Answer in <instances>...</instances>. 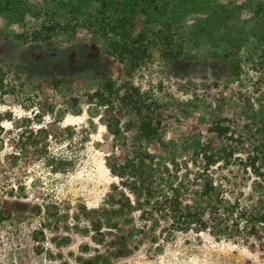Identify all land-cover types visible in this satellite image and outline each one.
<instances>
[{
    "label": "rangeland",
    "instance_id": "obj_1",
    "mask_svg": "<svg viewBox=\"0 0 264 264\" xmlns=\"http://www.w3.org/2000/svg\"><path fill=\"white\" fill-rule=\"evenodd\" d=\"M175 1L178 57L152 42L141 67L110 54L89 6L73 17V0L0 1V66L18 92L0 107L13 115L0 264H264V0ZM51 24L66 29L35 41ZM210 142L219 163L207 168ZM176 190L202 228L160 217Z\"/></svg>",
    "mask_w": 264,
    "mask_h": 264
},
{
    "label": "trees",
    "instance_id": "obj_2",
    "mask_svg": "<svg viewBox=\"0 0 264 264\" xmlns=\"http://www.w3.org/2000/svg\"><path fill=\"white\" fill-rule=\"evenodd\" d=\"M2 1V0H0ZM75 2V12L72 13L73 17H78L82 14V8L84 6L90 7V12L85 14L88 17V22L92 29L99 34L106 42L110 54L121 64L127 62L134 63L141 67L150 55V48L152 42L162 46L163 53L170 59H176L178 53L174 50L176 42L177 29L176 25L180 21V13L177 12V4L175 0H73ZM142 18L157 20L158 27L149 33L145 30L139 29V22ZM66 27H61L60 24H51L49 26H42L39 32L34 33V40L41 43H52L53 37L60 31H64ZM134 92H138L136 88H133ZM7 96L18 97L17 86L9 81V75L0 66V107L6 105L5 98ZM103 99V97L101 96ZM133 98V94H127L125 99ZM104 100V105H107ZM134 100L130 99L129 103H133ZM135 103V102H134ZM133 103V104H134ZM135 105V104H134ZM12 123V112H4L0 110V142H3L5 134L8 130L5 129L4 123ZM151 122H146L143 125L142 132L146 139L151 140ZM217 138H228L230 128L216 125L212 130ZM232 136V135H231ZM203 159L207 165V168L213 167L219 163L218 152L215 151L212 142L204 149L202 154ZM253 167L256 166L255 161ZM113 171V169H112ZM215 192L214 187L207 183L204 186L202 198ZM151 193V192H150ZM148 194V199L151 194ZM181 190H176L170 196H165L163 202H156V205L163 208L161 212L162 218L168 217L172 224L184 229L192 227V225H198L201 228L204 226L203 218L200 213H192L190 208L184 206L181 202ZM214 197V196H213ZM217 201L219 197L216 198ZM220 201H224L223 198ZM37 212L40 214L42 208L37 206ZM237 210L236 204L233 205L228 214V217L235 215ZM5 211L0 210V229L3 227L6 219ZM146 215H143L145 218ZM258 223H264V213L255 212ZM45 224L40 223L42 229L45 228ZM256 224H252V229H255ZM256 230V229H255ZM254 230V231H255ZM43 234L41 230V235ZM34 241L40 243L43 240Z\"/></svg>",
    "mask_w": 264,
    "mask_h": 264
}]
</instances>
